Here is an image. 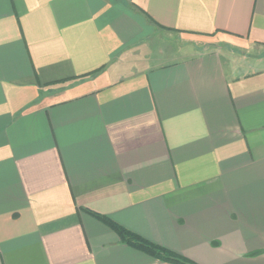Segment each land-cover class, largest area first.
<instances>
[{"label":"crops","instance_id":"1","mask_svg":"<svg viewBox=\"0 0 264 264\" xmlns=\"http://www.w3.org/2000/svg\"><path fill=\"white\" fill-rule=\"evenodd\" d=\"M264 264V0H0V264Z\"/></svg>","mask_w":264,"mask_h":264},{"label":"trees","instance_id":"2","mask_svg":"<svg viewBox=\"0 0 264 264\" xmlns=\"http://www.w3.org/2000/svg\"><path fill=\"white\" fill-rule=\"evenodd\" d=\"M91 216L102 222L104 225L113 230L120 238V240L127 245H130L149 256H152L163 262L171 264H195L159 245H156L141 236L127 230L126 228L120 226L116 222L112 221L108 217L90 212Z\"/></svg>","mask_w":264,"mask_h":264}]
</instances>
